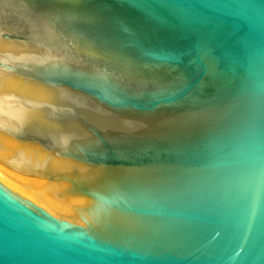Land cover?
Wrapping results in <instances>:
<instances>
[{
    "label": "water",
    "instance_id": "1",
    "mask_svg": "<svg viewBox=\"0 0 264 264\" xmlns=\"http://www.w3.org/2000/svg\"><path fill=\"white\" fill-rule=\"evenodd\" d=\"M0 264H264V0H0Z\"/></svg>",
    "mask_w": 264,
    "mask_h": 264
}]
</instances>
